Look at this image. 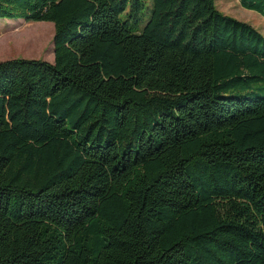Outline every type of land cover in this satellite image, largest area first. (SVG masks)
Here are the masks:
<instances>
[{"label":"trees","instance_id":"16d2710c","mask_svg":"<svg viewBox=\"0 0 264 264\" xmlns=\"http://www.w3.org/2000/svg\"><path fill=\"white\" fill-rule=\"evenodd\" d=\"M0 18L54 27L52 62L0 60V264H264L258 30L214 0Z\"/></svg>","mask_w":264,"mask_h":264},{"label":"rangeland","instance_id":"374dc122","mask_svg":"<svg viewBox=\"0 0 264 264\" xmlns=\"http://www.w3.org/2000/svg\"><path fill=\"white\" fill-rule=\"evenodd\" d=\"M217 8L236 20L253 26L264 36V17L244 8L238 0H214ZM53 23L0 18V60L25 57L53 61ZM245 95L264 97V81L253 84Z\"/></svg>","mask_w":264,"mask_h":264}]
</instances>
